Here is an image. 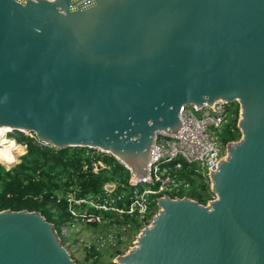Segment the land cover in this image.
<instances>
[{"label":"water","instance_id":"obj_1","mask_svg":"<svg viewBox=\"0 0 264 264\" xmlns=\"http://www.w3.org/2000/svg\"><path fill=\"white\" fill-rule=\"evenodd\" d=\"M238 103L215 198L157 199L116 264H264V0H0V128L135 176L180 110ZM107 188L110 189V186ZM0 264H77L37 211H0Z\"/></svg>","mask_w":264,"mask_h":264},{"label":"trees","instance_id":"obj_2","mask_svg":"<svg viewBox=\"0 0 264 264\" xmlns=\"http://www.w3.org/2000/svg\"><path fill=\"white\" fill-rule=\"evenodd\" d=\"M231 109L232 115L223 129L224 137L221 136L225 143L237 141L242 136L237 126L240 106L235 102ZM15 138L19 144L27 146L26 153L10 169L0 164V211H37L54 225L60 238L63 226L73 223L75 218L66 198L68 194L75 199L102 201L106 184L116 177H119V183L126 184L128 181L129 170L111 155L92 154V150L81 147L54 149L40 146L35 137L21 132L16 133ZM99 160L106 168L94 172V162ZM191 181L194 191L191 196L186 193L184 196L203 205L214 198L215 194L208 184L197 178ZM198 188L202 193L196 190ZM83 206L76 205L75 208L82 210ZM118 206H122L121 201ZM88 208L90 212H98L89 204ZM103 215L106 221L113 218L110 212H103ZM115 218L123 225L138 230L143 224L138 221L139 218L127 213Z\"/></svg>","mask_w":264,"mask_h":264},{"label":"built area","instance_id":"obj_3","mask_svg":"<svg viewBox=\"0 0 264 264\" xmlns=\"http://www.w3.org/2000/svg\"><path fill=\"white\" fill-rule=\"evenodd\" d=\"M231 107L232 104L221 100L214 102L213 107L208 105L200 109L194 107L201 113L200 116L188 106L183 107L179 115L183 129L178 134L160 131L156 135L147 165L148 175L137 177L129 170L130 175L125 184L129 192L121 193L119 197L115 194L116 187L111 190L113 187L110 185V189L105 185L102 201L75 199L73 195L68 194L66 198L74 217L83 218L90 223L101 222L105 221L103 212H113L117 215L127 213L144 220L152 206L159 208L158 198L165 195L182 198L187 190L192 188L191 179H201L212 189L211 173L218 169L220 162L228 154L229 142L225 143L219 133L229 122L232 115ZM12 134L16 135V132ZM36 141L40 146H47L37 139ZM92 151V154L109 155L101 151ZM92 159L95 160L94 157ZM96 162L94 172H98L96 169L101 165L106 168L102 160ZM119 201L122 202V206H118ZM83 204H89L98 212L78 213L75 206Z\"/></svg>","mask_w":264,"mask_h":264},{"label":"rangeland","instance_id":"obj_4","mask_svg":"<svg viewBox=\"0 0 264 264\" xmlns=\"http://www.w3.org/2000/svg\"><path fill=\"white\" fill-rule=\"evenodd\" d=\"M189 108L193 109L197 116L201 115V113L195 110L194 107ZM230 111H232V109H230ZM219 134L224 137L223 130ZM25 135H30L29 137H31L33 134ZM14 137L15 134L8 135V138L11 139L9 146L13 153V159L4 160L0 158V164L5 166L7 169H10L13 165L18 164L21 157L26 153L25 146L19 144ZM12 145L14 147H12ZM101 166L96 170L99 171L100 169H105L103 165ZM117 178L119 179V177H116L114 180L106 184V187L109 185L112 186L113 188L111 190L116 187L117 190L115 194L119 197V194H127L129 190L124 183H119L120 179L118 180ZM193 189L194 187L187 190L186 195L191 196L194 191ZM196 190L199 193H202L200 188ZM83 209L81 210L80 208L76 210L78 213L90 212L88 204H84ZM158 211L159 208L152 206L150 211L146 214L144 220L141 218L138 219V221L143 223L139 230L134 229L132 226L123 225L121 222L117 221V218L114 219V216L117 217L118 215L113 212H110L113 217L112 219L107 221L102 220L101 222L90 223L84 221L83 218H74L73 223L69 222L63 226L61 240L64 247L68 250L72 258L75 259L77 264H115V260L119 256L126 254L135 246L141 230L145 226L152 223V220Z\"/></svg>","mask_w":264,"mask_h":264},{"label":"bare ground","instance_id":"obj_5","mask_svg":"<svg viewBox=\"0 0 264 264\" xmlns=\"http://www.w3.org/2000/svg\"><path fill=\"white\" fill-rule=\"evenodd\" d=\"M10 129V127H2L0 128V158L4 159V160H11L13 159V153L12 150L9 146L11 139L8 138V136H6V132H8ZM21 144V143H20ZM12 147H14L12 145Z\"/></svg>","mask_w":264,"mask_h":264}]
</instances>
